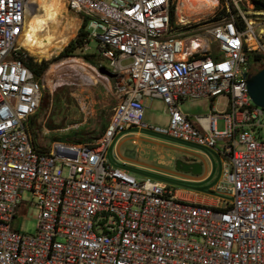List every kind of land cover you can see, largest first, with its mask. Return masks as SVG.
Masks as SVG:
<instances>
[{"label": "built area", "instance_id": "obj_1", "mask_svg": "<svg viewBox=\"0 0 264 264\" xmlns=\"http://www.w3.org/2000/svg\"><path fill=\"white\" fill-rule=\"evenodd\" d=\"M28 1L0 0V264H264V108L245 77L248 51L260 45L246 12L204 21L183 13L189 0H64L86 21L82 48L96 39L115 73V104L95 141L57 139L42 150L29 121L43 85L18 43ZM220 96L227 108H213L202 128L181 109L197 99L214 107ZM146 99L164 103L165 125L143 121ZM139 125L211 147L221 141L214 190L230 200H182L111 165V142ZM21 203L36 209L34 233L13 227Z\"/></svg>", "mask_w": 264, "mask_h": 264}, {"label": "rangeland", "instance_id": "obj_2", "mask_svg": "<svg viewBox=\"0 0 264 264\" xmlns=\"http://www.w3.org/2000/svg\"><path fill=\"white\" fill-rule=\"evenodd\" d=\"M195 1L201 11L190 15V11L185 8L183 13L191 16V18H200L204 21L216 19L220 15L227 13V11L240 10L241 12H246L247 21H252V26L255 29V36L253 37L257 39L260 45L257 52L264 57V10L255 9L250 0H214L213 3L210 2V7L204 1ZM29 3H32V0H29ZM59 6L61 7V14H63L62 23H65L70 18L78 19V28L73 37L70 35L59 52L51 57L38 58L27 52V55L33 57L37 62L42 60L49 61L48 67L39 77L43 85L39 108L29 123L32 139L40 148H47L53 140L57 139L72 142L95 141L107 126L115 103L111 92L113 80L98 71L100 63L105 66H108V64L106 58L98 52L96 39L89 40L90 48L87 50L84 48L82 50L77 49L72 55L56 58L61 50L76 37L81 26L79 15L68 10L63 0H60ZM259 11L260 13H256ZM260 34L261 36L259 37ZM248 42L253 44V39L249 38ZM84 53L94 55L85 58ZM167 119L168 114L162 102H156L144 111L143 121L149 126L156 124L165 125ZM216 124L218 130L223 128L220 119H218ZM133 129L140 130L145 136V140L140 145L138 143L131 144L129 141L125 142L122 147L124 154L128 156L130 151L140 148L145 161L163 170V172L143 170L140 171L143 176L136 175V178L159 181L171 188H182L199 192L208 191V182L204 184L187 182L172 173L183 174L186 172L178 169L176 163L173 166H168L160 162L162 158H168L172 152L181 156L180 153L176 152V147L180 146L200 151L205 156L208 165H212L211 182L217 180L221 174L223 156L218 152V149H221V141L217 143V146L211 147L173 138L156 132L148 126L139 125L134 126ZM262 137L264 138V134ZM157 141L159 144H156ZM110 146L107 150V159L111 165H114L116 164L114 148ZM117 165L124 167L121 164ZM66 174L67 169L65 168L63 175L65 176ZM22 197L26 200L30 199V194L25 191ZM219 197L230 200L227 195L219 194ZM12 224L20 232L34 233L36 230L35 207L28 203H21L17 208Z\"/></svg>", "mask_w": 264, "mask_h": 264}, {"label": "crops", "instance_id": "obj_3", "mask_svg": "<svg viewBox=\"0 0 264 264\" xmlns=\"http://www.w3.org/2000/svg\"><path fill=\"white\" fill-rule=\"evenodd\" d=\"M144 102H145V109H146V108L153 106V104H155L156 102L158 103L162 101L159 99H146ZM213 108H215V110L217 111L226 109L227 108L226 97L224 96L218 97L214 107H212V101L208 99L186 100L181 103L182 111L189 117L191 122L199 128H202L206 124L205 123L206 119L202 117L209 116L215 112ZM220 120L222 121V127L224 128V122L222 119ZM144 140H145V136H143L141 131L138 129H133V127L118 134L110 144L114 148V159L116 162V164L114 165L121 164L125 168L120 167L118 165L117 166L113 165V166L121 168L124 171L127 170L126 172L133 175L134 177H136V175L141 176L142 174L140 171H143V170L163 172L161 168H158L156 165L149 163L148 161H145L143 159V154L141 153L140 148L138 149L136 148L134 151H130V154H128V156L124 154L122 147L125 142L129 141L131 144L138 143V145H140ZM156 144H159V142L157 141ZM107 150H106V157H107ZM176 152L180 153L181 156H178V154H174L172 152V154L169 155L168 158H162L160 162L168 166H173L177 162V160H182L186 163H198L200 165V169L197 172L186 171L183 174L174 173L172 171L171 172L175 175H178V177L184 179L185 181L191 182L194 184H204L208 182L209 184L208 191L199 192V191H194V190H185L182 188H171L165 183H162L159 181L157 182L167 186L170 190L173 191L175 196L179 199L195 201V202H202V203L209 204V205L217 204L220 197H219V194L214 190V188L219 178L221 177V174L219 175L217 180H215L214 182H211L210 179L212 176V165L211 164L208 165L205 156L200 151H196V150H192V149L180 146V147H176ZM222 163H223V160H222ZM221 172H222V167H221Z\"/></svg>", "mask_w": 264, "mask_h": 264}, {"label": "bare ground", "instance_id": "obj_4", "mask_svg": "<svg viewBox=\"0 0 264 264\" xmlns=\"http://www.w3.org/2000/svg\"><path fill=\"white\" fill-rule=\"evenodd\" d=\"M64 1V0H63ZM192 2V0H189ZM186 4L191 13L201 11L196 1ZM210 7L214 0H201ZM60 0H32L25 13L23 30L18 43L29 53L38 58L55 55L65 40L73 37L78 28V19L70 18L62 23ZM256 13H260L256 12ZM200 14V13H199ZM65 16V15H64Z\"/></svg>", "mask_w": 264, "mask_h": 264}, {"label": "trees", "instance_id": "obj_5", "mask_svg": "<svg viewBox=\"0 0 264 264\" xmlns=\"http://www.w3.org/2000/svg\"><path fill=\"white\" fill-rule=\"evenodd\" d=\"M250 1L253 3L255 9L264 10V0H250ZM85 25H86V21H83L80 28L78 29L76 37L73 38L61 50V52L59 53V55L56 58L72 55V53L75 52L77 49L82 50V44L84 42L83 40H84V37L86 34ZM237 25L240 29L244 27V23L241 20L237 23ZM90 55H94V54L84 53L85 58H88ZM262 58H263V56L260 53H258L257 51H252V50L248 51V59H249V65H250V72L251 73H255L258 70H260L262 67H264V60ZM25 63L29 67V69L33 72L35 77L39 78L43 74L45 69L48 67L49 61L42 60L41 62H37L33 59V57L26 56L25 57ZM99 65H101V63ZM31 120H32V118L30 119L29 123L31 122ZM34 145H35V147H39L36 145L35 142H34ZM41 149L43 150L45 148H41Z\"/></svg>", "mask_w": 264, "mask_h": 264}, {"label": "water", "instance_id": "obj_6", "mask_svg": "<svg viewBox=\"0 0 264 264\" xmlns=\"http://www.w3.org/2000/svg\"><path fill=\"white\" fill-rule=\"evenodd\" d=\"M98 71L110 78L115 76V73L110 71L104 65H100ZM245 77L248 93L252 101L256 105L264 108V67L255 73L245 74ZM176 166L184 171L197 172L200 169L198 163H186L182 160H177Z\"/></svg>", "mask_w": 264, "mask_h": 264}]
</instances>
